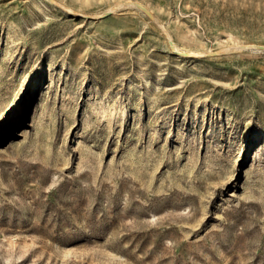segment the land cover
<instances>
[{
	"label": "rangeland",
	"instance_id": "obj_1",
	"mask_svg": "<svg viewBox=\"0 0 264 264\" xmlns=\"http://www.w3.org/2000/svg\"><path fill=\"white\" fill-rule=\"evenodd\" d=\"M0 264H264V0H0Z\"/></svg>",
	"mask_w": 264,
	"mask_h": 264
}]
</instances>
